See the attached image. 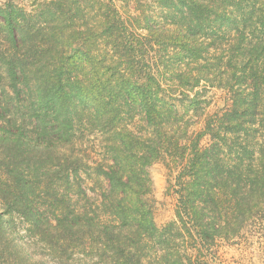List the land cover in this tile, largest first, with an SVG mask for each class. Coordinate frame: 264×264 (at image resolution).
Masks as SVG:
<instances>
[{"label":"trees","instance_id":"1","mask_svg":"<svg viewBox=\"0 0 264 264\" xmlns=\"http://www.w3.org/2000/svg\"><path fill=\"white\" fill-rule=\"evenodd\" d=\"M215 87L225 105L206 114L200 89ZM158 161L177 196L162 227L147 172ZM257 223L264 0L0 7V264H207L216 241Z\"/></svg>","mask_w":264,"mask_h":264},{"label":"rangeland","instance_id":"2","mask_svg":"<svg viewBox=\"0 0 264 264\" xmlns=\"http://www.w3.org/2000/svg\"><path fill=\"white\" fill-rule=\"evenodd\" d=\"M9 0H0L2 7ZM19 6L30 10L35 0H13ZM146 1V0H144ZM148 3V2H147ZM150 4V3H148ZM131 7L132 4L130 5ZM150 10L157 14V6L150 4ZM158 18V15H157ZM202 99L207 101V105H203V111L206 114L218 112L225 105V91L220 88H206L201 90ZM132 115V114H131ZM132 120L129 127L134 131H142L145 126L141 116H136ZM192 130L200 128L201 118H192ZM85 140L84 147L89 151L93 147V137ZM96 151V150H95ZM152 185V214L153 219L158 227H162L175 220V211L177 204V196L174 193V177L175 172L169 171L165 164L161 161L153 163L147 169ZM90 181L84 178L87 185ZM100 184L105 187V182L101 180ZM91 185V186H90ZM94 190L99 189L98 184H89ZM100 191V190H97ZM90 197L99 195L91 191H87ZM206 255L207 264H264V224L257 223L249 226L241 238L232 242L216 241L211 248H208Z\"/></svg>","mask_w":264,"mask_h":264}]
</instances>
